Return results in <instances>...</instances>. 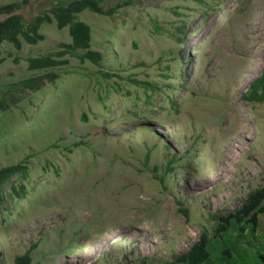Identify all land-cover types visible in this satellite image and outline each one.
I'll return each instance as SVG.
<instances>
[{"label":"rangeland","instance_id":"rangeland-1","mask_svg":"<svg viewBox=\"0 0 264 264\" xmlns=\"http://www.w3.org/2000/svg\"><path fill=\"white\" fill-rule=\"evenodd\" d=\"M27 1L25 24L74 0ZM100 1L126 6L78 16L99 64L55 21L37 45H0V169L29 171L0 206V264L170 263L203 233L205 264H264V214L221 238L211 220L264 186V105L241 98L264 73V0Z\"/></svg>","mask_w":264,"mask_h":264},{"label":"trees","instance_id":"trees-1","mask_svg":"<svg viewBox=\"0 0 264 264\" xmlns=\"http://www.w3.org/2000/svg\"><path fill=\"white\" fill-rule=\"evenodd\" d=\"M27 5V0L0 5V16L4 17L0 20V45L3 42H8L17 50L22 49L24 42L31 46L37 45L44 40L43 35L40 33L42 26L55 21L57 29L68 28L71 44L65 46V48L71 52L83 51L80 60L82 62L90 61L94 64H99L102 57L99 53L90 50L91 28L85 22L79 20L78 16L84 11H89L96 15L113 17L118 9L126 6L124 3L106 11L103 9L100 0H74L65 6L51 10L49 14L38 16L31 23L25 24L20 12ZM4 61L5 58L0 55V63ZM28 62L31 70L53 68L59 64L58 61L51 58L30 59ZM147 86L149 85L144 84L145 88ZM241 98L246 105H264V73L249 86ZM167 148L169 149L170 146L167 145ZM145 161H149V153L146 154ZM173 161L174 158L172 157L171 162ZM154 171H157V168H154ZM171 172H173V169L171 163H168L165 173ZM28 176L29 171L23 164L6 166L0 169V206L5 199L19 200L24 197L26 192L24 182ZM164 178V176L160 177V182L163 183ZM177 204L179 205V211L188 219L189 210L184 207L181 201L178 200ZM260 214H264V186L250 193L242 207L234 213L227 216L211 217V220L217 223L215 236L221 238L224 233H227L233 222L240 225L239 230L242 232L245 231V226L248 224H250V230L255 232ZM209 245L210 238L206 233H203L187 253L177 257L170 263L163 264H205L211 257ZM227 255L229 256L228 252ZM14 264H35L31 257V250L17 256Z\"/></svg>","mask_w":264,"mask_h":264}]
</instances>
